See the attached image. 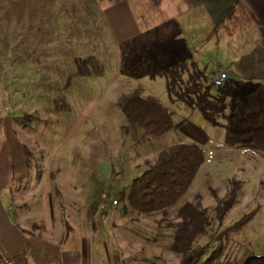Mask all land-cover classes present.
Here are the masks:
<instances>
[{"label":"rangeland","instance_id":"obj_1","mask_svg":"<svg viewBox=\"0 0 264 264\" xmlns=\"http://www.w3.org/2000/svg\"><path fill=\"white\" fill-rule=\"evenodd\" d=\"M81 1L0 0V136L9 141L16 135L23 140L24 150L35 157L32 167L37 168L41 159L44 172L49 169L56 176L50 182L62 189V194L51 198L64 204L62 210L85 220L86 209L92 208L98 220L96 207L109 216L112 210L120 214L127 200H121L119 192L128 188L163 148L183 136L175 126L160 136L145 133L125 118L116 101L140 86L158 103L170 104L169 66L156 71L138 64V72L129 76L130 56L113 42L105 16L92 12ZM227 28L222 23V39L224 34L228 37ZM239 33L249 48V34ZM217 36L213 32L210 38ZM188 113L192 123L189 138L202 146L205 157L189 189L164 214L142 213L143 219L137 223L129 214L117 221L155 237L144 258L159 263L179 255L169 246L174 228L166 223L178 219L177 208L182 203L198 201L211 218L202 241L207 247L198 263L219 246L216 264H243L249 254H264V171L256 175V164L250 163L246 154L221 143L222 130L210 126L214 123L211 114L198 117L195 111ZM209 137L217 146L211 147ZM233 180L240 188L220 225L214 217L215 208L234 186ZM112 198L120 203L110 206ZM256 205L259 211L243 228L216 236ZM119 233L142 240L124 227L114 229L113 235ZM101 254L98 263L106 259Z\"/></svg>","mask_w":264,"mask_h":264},{"label":"crops","instance_id":"obj_2","mask_svg":"<svg viewBox=\"0 0 264 264\" xmlns=\"http://www.w3.org/2000/svg\"><path fill=\"white\" fill-rule=\"evenodd\" d=\"M235 1L81 2L105 16L113 42L130 56L129 76L138 72V64L156 71L169 66L170 104L159 103L169 110L173 127L182 133L180 141L196 143L189 138L192 123L186 111H195L198 117L209 113L214 117L210 126L222 130L221 143L246 154L259 175L264 171V0H240L234 13L226 16V9ZM222 23L229 31L223 39ZM243 31L250 36L249 48L239 33ZM213 32L218 36L212 39ZM217 71L226 72L222 85L214 84L212 74ZM140 87L145 96H152ZM217 144L210 142L211 147ZM23 145L16 135L9 141L0 136V264H5L7 256L15 264H190L180 255L159 263L145 259L146 248L156 238L120 226L119 217L133 214L136 223L143 219L140 213L125 208L126 203L121 216L113 210L109 216L96 207L98 220L92 208L86 209L85 220L62 210L64 204L51 198L62 194L50 182L56 176L49 169L44 172L39 158L38 167L33 168L31 159L35 157ZM119 203L112 200L110 206ZM117 227L133 230L142 240L113 235ZM101 251L106 259L98 263Z\"/></svg>","mask_w":264,"mask_h":264},{"label":"trees","instance_id":"obj_3","mask_svg":"<svg viewBox=\"0 0 264 264\" xmlns=\"http://www.w3.org/2000/svg\"><path fill=\"white\" fill-rule=\"evenodd\" d=\"M236 0L226 9V16L234 13ZM116 101V105L123 110L125 118L131 124L141 127L145 133L160 136L171 129L174 119L169 110L158 103L154 98L142 93L141 88H135L130 94H123ZM203 148L192 142L178 141L161 150L155 160L148 164L143 172L131 181L128 188L119 192L121 200H127L125 208L132 209L137 213L150 214L153 212L166 213L167 208L173 206L181 195L189 189L190 183L199 171L205 157ZM234 186L227 192L221 202L216 205L214 216L220 225L222 218L228 213L229 208L237 198L236 190L240 183L233 180ZM259 211L258 205L243 213L229 226H224L216 236L227 235L232 230L243 228L249 220ZM176 221H168L166 224L173 226V240L170 248L187 258L188 263L194 264L200 261L207 245L202 241L210 226V214L205 207H201L198 201L190 200L182 203L177 208ZM160 222V220H157ZM221 253L218 247L212 248L209 255L201 264H216ZM243 264H264V254H249Z\"/></svg>","mask_w":264,"mask_h":264},{"label":"built area","instance_id":"obj_4","mask_svg":"<svg viewBox=\"0 0 264 264\" xmlns=\"http://www.w3.org/2000/svg\"><path fill=\"white\" fill-rule=\"evenodd\" d=\"M212 78H213V81H214V84H223L225 82V79H226V72H221V71H217L215 73L212 74ZM113 203H117L118 200H116V198H113ZM5 264H15V261L10 258V257H6L5 258Z\"/></svg>","mask_w":264,"mask_h":264}]
</instances>
